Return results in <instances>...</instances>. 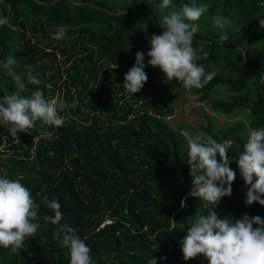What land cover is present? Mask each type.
I'll use <instances>...</instances> for the list:
<instances>
[{"label":"trees","instance_id":"16d2710c","mask_svg":"<svg viewBox=\"0 0 264 264\" xmlns=\"http://www.w3.org/2000/svg\"><path fill=\"white\" fill-rule=\"evenodd\" d=\"M75 1L0 0V17L8 20L0 26V60L14 56L16 72L31 66L42 81L28 84L23 94L39 88L48 99L75 105L60 113L62 127L37 122L18 133L19 140L0 126V175L21 178L37 203L43 196L58 198L61 223L85 239L95 264H148L152 256L157 264H209L203 256L185 261L179 243L189 217L214 208L189 195L181 131L231 141L236 179L231 197L215 209L221 218H264V206L245 204L238 168L248 131L264 126V0H173L177 9L208 5L193 44L208 53L199 63L212 78L202 88L186 89L148 65V81L136 94L124 89V75L138 51L147 64L149 38L162 32L159 20L170 9L160 7L162 0ZM217 14L230 20L223 30L213 26ZM58 26H67L63 40L52 38ZM225 32L223 45L219 36ZM15 90L13 77L0 68V97ZM187 90L206 119L197 127L167 119ZM205 106L228 119L217 124ZM45 214L54 215L41 204L38 215ZM39 223L23 249L0 247V264H70L68 250L53 238L58 225Z\"/></svg>","mask_w":264,"mask_h":264},{"label":"clouds","instance_id":"9594fccd","mask_svg":"<svg viewBox=\"0 0 264 264\" xmlns=\"http://www.w3.org/2000/svg\"><path fill=\"white\" fill-rule=\"evenodd\" d=\"M160 7L170 9L159 20L162 32L149 38L147 64L145 52L136 53L134 65L124 75L123 87L128 93L136 94L143 89L148 81L145 71L148 65L158 67L167 80L175 79L186 89L202 88L212 78L199 63L208 53L204 52L203 45L197 48L193 44L199 30L197 22L208 12V5L184 3L177 9L173 0H162ZM212 21L213 26L221 30L230 24L229 19L219 14L213 15ZM7 23V17H0V26ZM259 23L264 27V18H260ZM66 34L67 26H58L52 38L63 40ZM228 40L226 32L219 36L223 45ZM16 63L11 55L0 60V68L13 77L16 85L15 91L0 97V126L7 129L13 140H19L18 133H25L37 122L62 127L65 117L60 113L74 107V103L69 104L63 98L48 99L39 88L24 95L28 84L41 85L42 81L38 74H33L31 66H27L26 73L16 72ZM181 135L188 149L192 183L189 195L199 198L205 206H214L207 214L196 212L189 217L186 235L179 241L183 259L189 261L203 256L209 264H264V218L248 214L235 219L221 218L215 210L222 198L231 197L236 179L228 155L231 141L218 142L204 132L181 131ZM238 168L247 187L245 204L251 206L258 202L264 206V126L248 131L243 150L238 152ZM41 204L54 215L39 216ZM61 207L58 198L47 196L37 203L21 178L0 175V247L13 252L23 249L26 238L37 233L42 219L58 225L53 238L59 242V247L68 250L70 264H95L85 239L68 223H61ZM148 264H157V258L152 256Z\"/></svg>","mask_w":264,"mask_h":264},{"label":"rangeland","instance_id":"374dc122","mask_svg":"<svg viewBox=\"0 0 264 264\" xmlns=\"http://www.w3.org/2000/svg\"><path fill=\"white\" fill-rule=\"evenodd\" d=\"M181 98L184 102L178 103L173 115L167 118L168 121L173 125L180 123L184 126L191 124L196 127L201 123H205L206 119L199 110L201 103L198 101L197 96L187 90ZM204 109L217 124H221L228 119L224 115L213 112L206 106Z\"/></svg>","mask_w":264,"mask_h":264},{"label":"water","instance_id":"95a60500","mask_svg":"<svg viewBox=\"0 0 264 264\" xmlns=\"http://www.w3.org/2000/svg\"><path fill=\"white\" fill-rule=\"evenodd\" d=\"M73 3H78L77 1H75V0H71ZM44 3H47V2H44ZM240 48V50H241V52H242V55H243V57L245 56V52H244V50H243V48L242 47H239Z\"/></svg>","mask_w":264,"mask_h":264},{"label":"built area","instance_id":"2783aa9c","mask_svg":"<svg viewBox=\"0 0 264 264\" xmlns=\"http://www.w3.org/2000/svg\"><path fill=\"white\" fill-rule=\"evenodd\" d=\"M106 222H108V221H106Z\"/></svg>","mask_w":264,"mask_h":264}]
</instances>
